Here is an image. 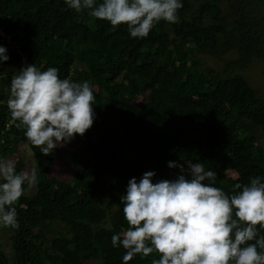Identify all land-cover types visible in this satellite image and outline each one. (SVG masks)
Masks as SVG:
<instances>
[{"label":"trees","instance_id":"trees-1","mask_svg":"<svg viewBox=\"0 0 264 264\" xmlns=\"http://www.w3.org/2000/svg\"><path fill=\"white\" fill-rule=\"evenodd\" d=\"M179 22L158 23L143 39L126 25L77 13L64 0H0V27L26 57V65L59 68L60 78L91 82L96 118L92 168L71 161V181L46 175L44 156L10 119L6 98L20 58L6 47L9 73L0 69V157L26 143L37 170L34 190L15 205L19 229L0 226V264H123L125 250L111 237L127 228L120 198L128 181L147 171L175 179L168 162H201L217 173L215 186L231 194L235 183L264 178V99L244 71L264 62V0H182ZM217 61L211 66L208 59ZM136 101L135 103H133ZM263 137V143L259 137ZM78 141V136H75ZM74 156V155H73ZM16 157V156H14ZM17 172L22 161L17 157ZM232 171V177L227 174ZM62 231L46 239L43 226ZM264 234V230H261ZM156 254L129 264H150Z\"/></svg>","mask_w":264,"mask_h":264},{"label":"clouds","instance_id":"clouds-1","mask_svg":"<svg viewBox=\"0 0 264 264\" xmlns=\"http://www.w3.org/2000/svg\"><path fill=\"white\" fill-rule=\"evenodd\" d=\"M64 2L77 13L88 10L90 17L107 21L113 30L126 25L130 36L140 39L161 21L178 23L183 7L182 0ZM8 60L6 47L0 46V66ZM59 72L57 67L26 65L11 76L6 101L8 121L22 128L44 156L85 135L96 118L91 82L62 79ZM186 163L187 172L184 164L168 162L169 168L180 169L175 179L153 182L156 173L147 171L139 181H128L120 198L127 228L111 237L114 248L125 250L123 264L151 254L158 258L150 264H264V178L235 183L229 194L215 186V171L201 162ZM37 182L35 168L17 172L13 160L0 157V226L19 229L15 205L25 185L31 189Z\"/></svg>","mask_w":264,"mask_h":264},{"label":"rangeland","instance_id":"rangeland-1","mask_svg":"<svg viewBox=\"0 0 264 264\" xmlns=\"http://www.w3.org/2000/svg\"><path fill=\"white\" fill-rule=\"evenodd\" d=\"M8 53V51H7ZM208 63L211 66L216 67L217 61H214L213 59H208ZM0 69L3 73H9L11 70L10 65H2L0 66ZM243 75L245 76L247 82L251 87H253L257 95L264 99V62L260 60H254L252 64L244 71ZM134 101L133 103H135ZM91 139L87 143L81 144L74 139L65 144L62 147H57L55 149V158L53 162L51 163L49 169L46 172V175L48 177H54L59 180L64 181H71L72 179V168H71V161L73 158L78 159L83 165L88 166L92 168L94 166V160L90 156L89 150L92 145V140L94 138L93 135H90ZM259 140L261 143H263V137L260 136ZM13 154L9 155L7 154V157L5 159H11L15 163L17 162V157L19 156L22 161V169L21 170H27L30 169L31 166H33L34 162L31 159V155H29V149L26 143H19L16 146V150L12 152ZM74 155V156H73ZM16 156V157H14ZM157 174V172H156ZM227 174L230 176H234L235 174L232 171H227ZM34 190V186L29 189L27 185H25V194H29ZM43 230L45 232L46 239H50L52 236H55L58 231H62V228L58 223L52 222L45 224L43 227ZM2 234V231L0 229V242L2 243V249L5 251L6 254L9 253V243L7 241V232ZM93 262H89L86 264H92Z\"/></svg>","mask_w":264,"mask_h":264},{"label":"built area","instance_id":"built-area-1","mask_svg":"<svg viewBox=\"0 0 264 264\" xmlns=\"http://www.w3.org/2000/svg\"><path fill=\"white\" fill-rule=\"evenodd\" d=\"M0 43L6 45L9 49H12V48L15 49L16 53L18 54V56L20 58L18 71H19V69L26 66V57L18 49V46L12 41L10 34L6 33L1 27H0ZM8 97L6 98V101H7ZM9 123H10V121L5 123V127H7ZM76 136H78V142L79 143L83 144L85 142V139H86L85 135H83V136L76 135Z\"/></svg>","mask_w":264,"mask_h":264}]
</instances>
